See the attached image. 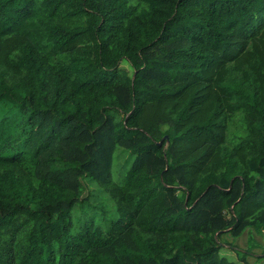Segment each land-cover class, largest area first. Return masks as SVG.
<instances>
[{
  "label": "trees",
  "instance_id": "16d2710c",
  "mask_svg": "<svg viewBox=\"0 0 264 264\" xmlns=\"http://www.w3.org/2000/svg\"><path fill=\"white\" fill-rule=\"evenodd\" d=\"M0 107V264L264 259V0H0Z\"/></svg>",
  "mask_w": 264,
  "mask_h": 264
},
{
  "label": "rangeland",
  "instance_id": "374dc122",
  "mask_svg": "<svg viewBox=\"0 0 264 264\" xmlns=\"http://www.w3.org/2000/svg\"><path fill=\"white\" fill-rule=\"evenodd\" d=\"M5 115H12V112L9 108L0 107V118ZM134 159L135 156L131 152L120 147L117 148L113 169V180L117 185H121L124 182L125 175L131 168ZM82 182L84 186L83 199L75 207L71 217L73 223L72 236L78 234L87 225L106 229L111 222L126 221V218L119 214L115 199L106 191L105 187L92 180L90 176H84ZM254 238L264 243L263 235L252 233L236 239L234 244L238 247L250 248L248 244H252ZM260 244L264 246V244ZM254 252L261 253L263 248L259 247ZM222 255L234 258V254L227 249L222 250ZM249 261L252 264H264L262 262L263 259L252 258Z\"/></svg>",
  "mask_w": 264,
  "mask_h": 264
},
{
  "label": "water",
  "instance_id": "95a60500",
  "mask_svg": "<svg viewBox=\"0 0 264 264\" xmlns=\"http://www.w3.org/2000/svg\"><path fill=\"white\" fill-rule=\"evenodd\" d=\"M166 138H167V137H166ZM166 138L162 139V141L159 143V145H162V143L164 142V140H165Z\"/></svg>",
  "mask_w": 264,
  "mask_h": 264
},
{
  "label": "crops",
  "instance_id": "0c3cea01",
  "mask_svg": "<svg viewBox=\"0 0 264 264\" xmlns=\"http://www.w3.org/2000/svg\"><path fill=\"white\" fill-rule=\"evenodd\" d=\"M263 263H264V259H263V261H262ZM251 263V262H250ZM252 264V263H251Z\"/></svg>",
  "mask_w": 264,
  "mask_h": 264
}]
</instances>
